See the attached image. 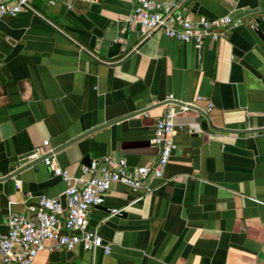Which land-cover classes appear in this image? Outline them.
Instances as JSON below:
<instances>
[{"label": "crops", "instance_id": "crops-1", "mask_svg": "<svg viewBox=\"0 0 264 264\" xmlns=\"http://www.w3.org/2000/svg\"><path fill=\"white\" fill-rule=\"evenodd\" d=\"M154 1L191 21L241 24L197 56L160 32L134 52L144 41L127 22L134 0H28V11L0 20V233L36 197L63 195L43 163L51 153L76 179L85 159L151 165L159 149L149 141L168 96L197 106L175 117L177 149L151 194L114 184L90 209L88 228L109 255L45 249L37 264L264 259V0Z\"/></svg>", "mask_w": 264, "mask_h": 264}, {"label": "built area", "instance_id": "built-area-1", "mask_svg": "<svg viewBox=\"0 0 264 264\" xmlns=\"http://www.w3.org/2000/svg\"><path fill=\"white\" fill-rule=\"evenodd\" d=\"M29 9L28 0H16L13 5L0 0V20ZM127 22L138 26L144 40L160 32L170 39L191 44L195 49L206 41L222 39L230 27L241 24V21L233 22L227 16L191 21L180 11H163L154 0H134ZM167 100V108L156 121L149 141L159 149L158 157L151 165L131 167L125 159L107 156L81 166L80 177L76 179L58 164L53 153L44 158L43 163L52 175L65 184V209L59 197L41 195L36 197L35 203L27 205L25 213H10L6 230L0 233V264H37L36 257L45 249L71 252L80 247L90 253L102 250L104 255H109L111 247L104 245L97 232L88 228V213L91 208L104 203L114 184L148 195L152 192L150 182L163 178L177 149L174 143L175 117L197 107L194 103L176 101L171 95ZM211 107L212 104L208 103L206 110L210 111ZM42 146L47 147L48 141ZM122 211L113 209L110 215L121 216ZM52 241L56 242L55 245L49 246Z\"/></svg>", "mask_w": 264, "mask_h": 264}, {"label": "water", "instance_id": "water-1", "mask_svg": "<svg viewBox=\"0 0 264 264\" xmlns=\"http://www.w3.org/2000/svg\"><path fill=\"white\" fill-rule=\"evenodd\" d=\"M45 25H47L50 29H52L55 33H57L58 35H61V36H63V34L58 30V29H56L53 25H51L50 23H48L47 21H45L44 19H42L41 17H39V16H37ZM257 33L260 35V33L257 31ZM148 40V38L147 39H145L138 47H136V49H135V51L134 52H137V51H139L140 50V48L146 43V41ZM202 49H203V46H201L199 49H196L195 50V53H196V55L198 56V55H200L201 54V52H202ZM133 52V53H134ZM133 53H131V55H133ZM197 113H199L200 115H202L203 117H205V118H207V115L205 114V113H203L202 111H200V110H195ZM201 127H202V129L203 130H207L208 129V127H209V123H205V122H202L201 123ZM86 161V164L87 165H89V163H90V160L89 159H85ZM211 166V165H210ZM210 169H212V167H210ZM65 199H66V196L65 195H62L61 197H60V202H61V205H62V208L63 209H65ZM123 214V213H122ZM121 214V215H122Z\"/></svg>", "mask_w": 264, "mask_h": 264}]
</instances>
